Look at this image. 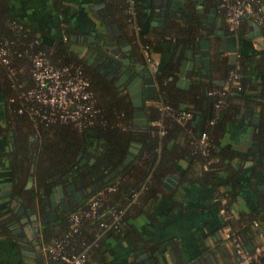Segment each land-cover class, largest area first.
Segmentation results:
<instances>
[{"label":"trees","instance_id":"obj_1","mask_svg":"<svg viewBox=\"0 0 264 264\" xmlns=\"http://www.w3.org/2000/svg\"><path fill=\"white\" fill-rule=\"evenodd\" d=\"M211 1L217 7V1ZM113 2L109 3L108 8L115 15L117 13L118 22L123 20L124 24H128L126 1ZM49 3L58 16L61 13L69 15L75 11V8L63 4V0H49ZM134 11L136 21L140 25L141 16L137 0ZM13 22H17L19 27H12ZM67 23L56 24L52 31L36 28L30 21L12 15L7 0H0V40H7L11 52L10 65L15 70L13 75L9 74L0 63L2 112L0 120L4 123V128H0V136L10 143L8 149L0 154L5 161L6 169L10 170L6 181H9L14 189L12 194L22 193L25 195L24 202L35 195L39 196L40 193L47 194L50 186L59 181L77 184L80 180L84 187H90L85 198L69 211V214L81 212L77 230L69 231V214H64L47 225L42 224V237L38 248L32 250L31 264H65L60 259L52 258L44 248L53 239L61 238L68 231L70 234L63 240L64 250L70 254L84 250L86 259L83 264H108L107 238L127 239L133 264H136L133 260L141 252H146L153 264H164L161 247L168 246L174 259L179 249L178 243L167 239L165 242L149 244L148 239L142 236L131 222V218L139 214L157 219L155 210L164 197L170 201L168 210L186 209L183 193L177 187L169 191L164 189L161 185L162 176L177 170L180 173L179 183L193 181L200 186H210L212 195L207 204L230 209L229 194L237 187L236 177L239 170L231 161L234 151L220 145V137L226 122L235 121L244 105L260 106L259 123L254 134L261 150L264 151V23L261 26L263 37L261 48L254 49L249 54L239 52L229 64L234 67L237 60L236 71L240 87L238 89L233 87L224 94L225 104L220 109V116L218 115L212 123H208L207 120L212 115L211 104L214 97L208 94L198 96L194 84L186 90L179 88L173 81L167 79L168 74L162 72L158 76V82L164 81V84L156 89L152 98H146L148 103L143 102L141 107L147 119L144 129L133 127L135 107L131 105L129 98L116 91L108 80L90 70L85 61L77 56L71 41L68 40L71 28ZM197 25L196 14L189 16L186 23L180 24L174 20L176 43L174 50L179 42L191 41L197 35ZM245 30L246 22L242 19L236 33L238 38L246 37ZM154 31L152 27L147 28L146 33H141L140 37L142 42L148 45L150 53L151 50H161L160 43L163 41L165 29ZM31 41L33 42L29 44ZM24 49L27 52L42 49L57 64L80 65L82 75L87 78L89 88L94 94V106L97 108L90 125L77 129L71 123L49 124L29 115V109L35 107L36 103L19 98L17 96L19 88L15 86L18 82L23 86L32 84L30 61L27 53L23 52ZM251 71L259 76L256 84L245 79L244 74ZM158 102L169 103L177 109L189 110L198 118L181 125L169 115L161 116L157 108ZM187 103H191V106L188 107ZM210 107L211 112L208 110ZM158 118L160 124L151 123ZM159 129H162L163 133L160 134ZM200 131L207 133L208 155L214 158L208 170L201 168L203 158L192 152L193 146L190 143L191 135ZM178 137H183V140L180 142L177 140ZM132 140L140 142L134 157L116 170ZM83 153H87L88 157L79 164ZM90 159L92 161L89 162ZM180 159L186 160L181 172L178 170ZM28 174H32L34 182L33 186L24 190L22 185ZM107 176L108 178L104 180ZM107 185H113V189L103 195L94 215H84L82 210L86 208L89 197L97 189ZM216 194L224 196L225 201L219 203L214 200L213 196ZM110 210H120L118 221L109 227L100 225V222L108 224L112 222L109 219ZM253 220L257 225L252 228L250 224ZM226 222H229L231 229L242 237L245 232L251 234L253 232L254 235L258 231H261L264 237V209H260L259 206L248 211H239L236 219L230 217L228 221L221 220L220 224L224 225ZM5 240L0 238L1 242ZM215 241L219 247L220 241L217 239ZM20 263L21 261L17 264ZM137 264H143V261Z\"/></svg>","mask_w":264,"mask_h":264},{"label":"crops","instance_id":"obj_2","mask_svg":"<svg viewBox=\"0 0 264 264\" xmlns=\"http://www.w3.org/2000/svg\"><path fill=\"white\" fill-rule=\"evenodd\" d=\"M7 2L10 5L12 15L20 19L28 20L36 28L40 29H48L52 31L56 24H63L68 21L72 24L71 26L74 28L73 31L75 33L89 35L92 33V28H94V26L96 28L101 26V16H99V14L92 7L93 4L99 2H104L113 17V21L118 23L116 18L118 16L117 13L115 15L108 8L109 3H114L113 0H63V4L66 6L73 7L72 5H74V7H79L77 5L82 2L83 6L79 8V11L81 12H78V14L73 11L69 15L67 13L66 15L61 13L59 16L51 9L49 0H7ZM203 2L205 11H207L209 6L215 7V16H220L219 26L223 25L225 27V21L220 9L217 8L211 0H203ZM137 4L139 15L141 16V24L139 25L136 21L135 11L131 20V23H133L132 28L135 31L138 30L140 33L145 34L147 25L144 18L149 15L147 14L148 10H146L147 1L137 0ZM262 5L264 14V0H262ZM246 18L248 17L243 18L245 22ZM176 21L180 24L183 23L181 19H176ZM215 22L216 20L214 18L210 22V25L214 26ZM126 25L128 26V24ZM135 26L138 28L136 29ZM221 31L223 32V30ZM221 31L219 30L217 34L222 40L223 48L218 49L212 47L211 55L215 54L221 57H230L232 60L239 54V52L249 54L252 50H259L262 46V34L260 36H255L254 38H250L247 32V23L245 30L246 37L244 36L238 38L237 35H233L231 33H219ZM196 37L200 36L197 34ZM201 37H204V35ZM48 40H50V38H48ZM71 41L73 42L74 39ZM160 44L161 50H151V54L158 57V59L159 57L166 59L169 55H171L169 51H167L170 44L165 41H162ZM213 75L214 77L216 76L215 73ZM244 76L246 81L249 83L256 84L259 81V76L252 71L244 74ZM175 81L176 75L174 73V84ZM191 85L193 84H189V87ZM194 85H196L195 90H197L196 92H198V96H206V93H200L197 84ZM213 85L217 84L212 83L211 86ZM204 101L206 102V99L203 100V103ZM187 106L190 107L191 103H187ZM259 108L260 106L258 104L242 106L241 112L235 121L226 122L225 129L220 137V145L234 151V156L231 161L232 164L239 170L236 177L237 187L236 189H232L229 194L231 199V217H234L235 219L239 211H248L256 206H259L260 209H264V193L257 195L256 193L260 190L253 189L255 185L264 183V165L261 160L253 161L250 164L247 163L245 166L243 165L245 161H249L254 158L255 149L252 148L253 145H258L257 150L260 157L264 155V151L261 150L254 134L259 123ZM208 110L211 112V107L208 108ZM1 113L0 108V119ZM196 118H198V116L191 113L189 120L192 122L195 121ZM254 120H257V122H254ZM177 140H180L181 142L183 137H178ZM3 141L4 140L0 136V149L1 144L4 143ZM4 162V159L1 157L0 164L4 165ZM185 164L186 160L180 159L178 161V170L180 172ZM173 173L178 175V179L170 190L177 187L183 193L186 209L184 211H179L177 209H174V211L170 209L168 210L170 201L164 197L155 210L157 219L148 218L146 215L139 214L131 218L132 225L142 236L148 239L149 244H153L157 241L165 242L167 239L175 240L178 243L179 249H177V256L176 258L174 257V259L168 246L161 247V249H163L161 258L164 264L230 263L234 260L235 255L232 251L230 243L222 241L221 234L224 225L220 223L221 220H224V218L222 215L217 213L218 208H216L215 205L207 204L212 195L210 192V186H200L193 181H183L179 183L180 173L177 170ZM1 185H3L2 182L0 183V189H2ZM224 201L225 198L223 196L222 202ZM255 226L256 225H253V223L250 224V227L252 228ZM215 233L218 234V237ZM257 237V234L253 235V232L252 234L250 232L243 233V239L245 241H250L251 243L255 241ZM216 239L220 241L218 242L219 247H217V243L215 241ZM106 243L108 251V264H133L132 252L131 248L128 246L129 243L127 239L117 240L115 238H107ZM31 256V250L23 252L16 250L13 251L12 245L9 242L0 241L1 264H17L20 261V264H31ZM133 261L137 264L140 260L136 261V259H134Z\"/></svg>","mask_w":264,"mask_h":264},{"label":"built area","instance_id":"obj_3","mask_svg":"<svg viewBox=\"0 0 264 264\" xmlns=\"http://www.w3.org/2000/svg\"><path fill=\"white\" fill-rule=\"evenodd\" d=\"M127 3L126 12L128 14V26L133 27L131 23L134 15L135 0H125ZM217 8L222 11L227 30L236 35L239 24L244 17L251 18L260 27L264 23L263 5L261 0H215ZM12 27H19L17 22H13ZM137 29L138 27L135 26ZM31 41L29 44H31ZM36 42V40H34ZM142 51L147 60L151 72L157 68L159 59L149 52L148 45L142 43ZM27 58L30 61V77L32 84L23 86L22 83H15L18 87L17 96L23 100H29L36 103V106L29 109V115L35 116L38 120L49 124L71 123L77 129L88 126L93 122L97 108H95V99L92 90L89 88V82L82 75L80 65L77 63L57 64L42 50L37 49L30 52L24 49ZM10 54L7 46V40H0V63H2L9 74H14L15 70L10 65ZM235 60L234 67H231L227 79L222 85H213L206 94L214 97L212 101V115L207 122L212 123L218 117L221 107L225 104L224 94L235 87L238 89V73L236 71L238 64ZM143 102L147 103L148 99ZM157 108L162 115L171 116L177 123L184 125L191 117V112L186 109H177L169 103L158 102ZM20 109H18L19 111ZM154 124H160L159 118L151 121ZM159 133H163L159 129ZM190 143L192 152L203 158L201 168L208 170L210 164L214 161L213 157L208 155V136L205 131H200L191 135ZM113 189V185H107L97 189L88 199L87 206L83 211L84 215H94L96 208L100 205L103 195ZM214 200L222 202L223 196L216 194ZM119 211L110 210V222H100V225H114L119 219ZM217 213L228 221L232 213L230 209L219 206ZM81 212H71L69 214V231H76L79 225ZM253 225L257 222L253 220ZM64 233L61 238L53 239L51 243L45 246L44 250L54 259H60L65 264H83L86 259L84 250L76 253H67L64 250L63 240L70 232ZM257 239L252 242V248L248 249L243 237L231 229L229 222H226L222 229V241L229 242L235 255L233 261L228 264H264V237L261 231L257 233Z\"/></svg>","mask_w":264,"mask_h":264},{"label":"flooded vegetation","instance_id":"obj_4","mask_svg":"<svg viewBox=\"0 0 264 264\" xmlns=\"http://www.w3.org/2000/svg\"><path fill=\"white\" fill-rule=\"evenodd\" d=\"M146 1L147 4L151 2V0ZM82 4L83 2L79 3L77 5L79 7H74V5H72V8H75L77 14L78 12H81L79 11V8L83 6ZM155 6L156 5L150 3V9L149 11H147V14L149 15L144 18L145 23L147 25V28L152 27L155 32L157 29H165L162 35V40L170 44L167 51H169L171 55H169V57L166 59L159 57V62L154 72L150 71L145 55L143 54L142 43L144 42H142V40L140 39L141 33L138 30L135 31L132 27L124 24L123 20L119 21L118 23L116 22L120 30L119 36L116 35L115 29L112 27L113 37L110 36L108 23L104 22L103 17H101L100 19L102 21L101 26H98V28L94 26V28H92V33L89 35L75 33L73 31L74 28L71 26L72 24L70 22L67 23V26L71 28L68 34V40L71 41L74 39L73 42L71 41V45L76 50L77 56L81 57L85 61V64L90 70H93V72L108 80L115 87L116 91H118L121 95L128 97L125 89L126 80L116 84L115 81L118 79L116 73L119 72V75L125 76L126 71L128 72L130 70L129 76H131L133 73H135L134 71L136 68V64L140 65V67L146 66L148 68L157 89L160 88V85L164 84V81L161 83L158 82V76L162 74V72L168 74L167 79L174 82V72L171 71L174 67L173 58L175 52L174 20H182V17L176 18L174 17V14H168L167 12H164V14L162 15L159 13L160 6L157 11H155ZM197 16L198 15H196V19ZM188 17L189 16L185 17L183 23H186V19ZM197 22V26H199L200 22ZM64 25H66V23ZM210 26L211 28L209 30H203V32H198L197 34H199V36H202L204 32H206L207 34H212L214 26ZM216 30L217 32L219 30H223L224 34L230 33L227 30L226 23L225 27L221 25ZM70 34L75 35V37L71 40L69 38ZM213 37L216 40L220 38L217 33L215 35L213 34ZM63 39H65V36H63ZM121 39H123L124 41L122 45H118V42ZM181 42L183 43V41ZM115 46L119 47L115 49ZM131 50L132 54H129ZM88 51H92V53L86 56ZM179 57L180 54L178 56V59ZM232 60L230 57H221L215 54L211 55L210 65L212 69L214 63L216 65V69L213 72L216 74L215 77H223L225 81L228 77L229 70L231 69V66L229 64L230 62H232ZM3 126L4 123L0 120V128H4ZM2 139L4 140V137H2ZM3 142L4 143L1 144L0 152L5 151L10 146V143H8L7 141L4 140ZM79 155L80 153L78 154V156ZM1 157L2 155L0 154V158ZM87 157L88 154L83 153L82 158H80L79 164L83 163L85 161V158ZM90 161H92V159H90L89 162ZM31 170L32 164L30 165V171ZM9 175L10 170L6 169L5 165L0 164V183H3V185H1L2 189H0V238L2 237L6 239V242L10 243L12 245L13 251L16 250L23 252L28 250H36L43 233L42 224L47 225L53 220L60 218V216L69 214L70 209L80 200L84 199L87 192L90 191V187H84L83 183L80 180L77 181V184L73 182L59 181L53 183L50 186L55 187L54 192L56 194V199L54 206L52 205L51 200L48 197V193L50 190L47 192V194L40 193L39 196L35 195L34 198L28 199L27 201L25 200L23 202L25 195H23L22 193L18 195L12 194L14 189L13 187H11V183L9 181H6ZM29 176L31 177L30 180ZM33 182L34 178L32 174H28L22 185L24 190L33 186ZM58 184L62 185L63 193L61 200H59L60 197L57 192ZM69 184H72V186L68 187ZM65 200H67V203H64ZM51 211H54V218H51V215H53L51 214ZM34 224L37 225V232L34 229ZM26 226H28L26 232L27 235L24 233L23 229L26 228Z\"/></svg>","mask_w":264,"mask_h":264},{"label":"water","instance_id":"obj_5","mask_svg":"<svg viewBox=\"0 0 264 264\" xmlns=\"http://www.w3.org/2000/svg\"><path fill=\"white\" fill-rule=\"evenodd\" d=\"M150 3L156 5L155 11H157L160 6V14L163 15L164 12H167L168 14H174V17L176 18L182 17V21H184L186 16H190L193 14L198 15L197 21L200 22V25L196 27L197 33L203 32V30H209L211 28L210 22L215 18L216 22L214 23V29L212 30V34H207L206 32H204V37L194 36L191 41H184L183 43H178L174 52V67L171 71L174 72L176 75L175 85L180 88L188 89L189 84L192 83L198 85L200 93H206L207 88L212 83L222 85L224 83V78L214 77L213 72L216 69V65L214 63L213 69L210 65L212 47L218 49L223 48L221 38L216 40L213 37V34L215 35L217 33L216 29L219 27L220 22V16H215V7L209 6L207 8V11H205L203 0H151ZM150 3L146 6V10L148 11L150 9ZM92 7L101 17H103L104 22L108 23L110 36L113 37L112 27L115 29L116 35L119 36L120 30L117 26V23L113 21V17L108 11L104 2L95 3L92 5ZM246 23L248 36L250 38H254L255 36H260L262 34L261 27L257 25L254 21H252L251 18H246ZM219 33L223 32L221 31ZM74 37V34L69 35L70 39H73ZM123 41V39L119 40L118 45H122ZM118 47L119 46H115L114 48L117 49ZM91 53L92 51H88L86 56L90 55ZM129 54H132V50L129 52ZM179 54L180 57L178 59ZM135 67V73H133L131 76H129L130 70L128 72L126 71L125 76L119 75V72L116 73L118 79L115 81V83L118 84L119 82H123L126 80L125 89L128 94V98L130 100L131 105L135 107L132 117L133 127L136 129H144L147 124V119L143 109H141L143 100L144 98H152L157 88L153 82L152 75L146 66L140 67V65L136 64ZM254 122H257V120H254ZM139 145V141L132 140L130 142V146L128 147L126 154L124 155L121 163L117 166L116 170L120 169L123 165H125L134 157V154L136 153ZM252 148L255 149L254 158L249 161H245L243 165L245 166L247 163L250 164L253 161L259 160H261L262 164L264 165V155H262L261 157L259 156V152L257 150L258 145H253ZM30 178L31 177L29 176V180ZM107 178L108 176L105 177L104 180H106ZM177 179L178 175L174 173H168L162 176L161 185L165 189L170 190ZM71 186L72 184H69L68 187ZM54 189V186L50 187V191L48 193V197L50 198L53 206L55 205L56 199ZM253 189L260 190L256 193L257 195H260V193H264V183L255 185ZM57 192L60 197L59 200H61L63 193L61 184L57 185ZM64 203H67V200H65ZM51 214H53L51 215V218H54V211H51ZM33 226L37 232V225L34 224ZM23 229L24 233L27 235L26 232L28 226ZM215 235L218 237L217 233H215ZM245 245L248 249L252 248V243L250 241H245ZM135 259L136 261L143 260V264L152 263V261H150L147 257L146 252L139 253Z\"/></svg>","mask_w":264,"mask_h":264}]
</instances>
